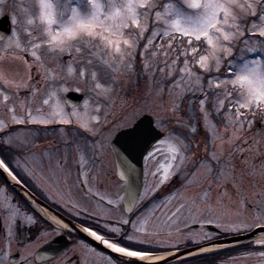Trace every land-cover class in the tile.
I'll return each instance as SVG.
<instances>
[{
	"label": "rangeland",
	"instance_id": "374dc122",
	"mask_svg": "<svg viewBox=\"0 0 264 264\" xmlns=\"http://www.w3.org/2000/svg\"><path fill=\"white\" fill-rule=\"evenodd\" d=\"M54 2L59 3L61 0H54ZM64 2L67 3L68 0H64ZM100 2L112 3L119 7L126 0H100ZM152 2L158 6L157 11L160 12L161 18L156 22L159 24V27L156 28L159 33L170 26V23L167 22V17L171 11V2L170 0H152ZM80 3L81 0H71L72 7ZM9 8L12 10L11 15L7 13L0 15V18L8 15L12 22L10 36L0 41V60L7 59L9 62H13V58L18 56L20 59L16 60V63L22 64L24 60H27L33 65V68L37 64H42L43 68L41 71H33L32 74L39 76L40 81L46 84L45 88H43L44 90H58L60 93H66L71 90L84 94L86 98L81 106L82 109H80L83 113L90 112V115L81 116L82 119L80 121L85 127L94 126L96 128L100 122L106 123L108 121L103 120V118L100 122L92 120L93 116L100 115L103 112L102 107L105 106L104 112L106 114L104 117L106 115L109 116V112L113 108L118 107V110L120 109L115 117L117 120L115 127L119 130L135 122L146 113L155 116L158 126L166 131V138L158 143L155 148L156 152L152 156L156 159L157 155H159L160 159H162L160 168H157L160 171L149 173L150 189H147L143 196L152 195L158 185H161L164 181L170 182L173 180L180 167L183 168L181 172L182 184L175 193L168 195L160 205L151 208L144 214H140L132 234L145 241L139 245L154 249L185 248L212 238L211 235L205 234L207 225H211L228 235L247 233L260 225H264V219H261V216L264 215V125L257 128L256 123L253 121L247 122L244 120L243 127L237 128V118L232 112L233 108L222 116H225L224 122L218 120L222 119L221 116L214 115L218 121H213L211 118L208 121H204L201 115V126L196 122L187 120L184 112L178 111L174 115L170 111L173 102L179 104L187 95L183 91V82H181L180 91L172 87L170 82L169 86L167 84L164 86L163 82L162 84H156L150 79L142 83V90L138 92H135V89L134 91L127 90L132 85V87L138 88L136 77L140 70L135 72L138 53L144 68H152L153 75L158 73V67L163 66L164 70H159V73L154 78L158 82L159 80L166 81L169 78L172 80L173 76L176 75L177 68L181 66V61L184 59V55H182L183 59L180 61L178 52L179 50H184L186 53L187 45H182L181 47L173 40H170L171 44L163 41V44H157V41L161 39L153 38V44L160 50L166 49L167 52L157 51L155 55L149 57L148 52L152 51V45H149L147 50L142 49L141 46L146 42L145 38L148 37L149 31L153 29L152 20H149L146 25L147 30L144 32V37H138L136 29L131 27L122 28L118 17L105 19L104 16H100L99 23L94 26V30L98 33L97 36L88 37L82 33L77 37L80 44L87 45L89 50L94 53L91 59L95 67L92 70L107 68V72L97 73V80L101 84V88L93 92V82L90 81L85 86L83 81L76 76L77 68L86 63V59L82 54L73 51L74 62L69 61L66 64L67 53L57 58V56L48 51L49 46L38 39V37L46 35L43 32L45 25L38 19V0H9ZM71 16L72 12L67 11V16L61 21L60 16L57 15V23L48 27L56 31L60 22L71 24L72 21L69 19ZM30 19L33 20L32 24L28 23ZM172 19H175L174 15ZM180 26L187 27L188 22L181 20ZM25 29L33 33L30 39L40 46L37 49H32L29 45L24 54L17 51L9 55V52L6 51L9 39H18L23 46L25 43ZM175 34L173 33L172 35ZM101 35L112 39L114 42L118 41L122 52L130 53V57L125 55L124 59L120 60L118 57L109 55L111 49L101 39ZM169 36H164L163 38ZM124 39H130L137 43H135L133 48L129 49L123 44ZM193 40L195 43H192V47L197 49V53H191V55L198 57V54H206L203 42L199 45V41ZM251 43L249 41V44ZM239 47V44L233 47L229 56H223L220 52H217V55L221 56L222 60L231 59L232 55H236ZM31 51L37 52L40 57L39 61L30 56ZM172 59H175V64H171L170 68L164 66L166 62L170 63ZM207 63L212 68L215 60L210 56ZM69 65H71V71H69ZM195 66L198 68L196 69ZM192 67L202 81L207 75L216 74L214 69L211 72H206L204 69H200L199 65H193ZM224 69L225 65L221 63L220 71ZM170 70L171 76L168 75ZM32 74L31 79H25L27 87H21L14 92L9 85L4 84V87L9 88L10 100L8 101V108L14 109V111H8L4 107L3 93L0 92V133L8 131L4 137H0V154L3 157H7L11 162L10 165L14 167L16 166V161L13 153H11L13 151H4L1 143L5 142V144L14 148L18 147V135L15 133L16 129L12 128L15 125L12 117L15 115V108L18 106L16 104L21 102V105H25L29 100L28 97L21 96V92L37 89V86L32 83ZM47 75H51L53 78L45 79ZM109 77H111L112 82L106 84L105 81ZM7 79H12V77L8 76ZM188 83H191V80ZM221 87L223 88L225 85ZM228 87L230 88V85ZM78 88L79 90H77ZM197 95L199 94L197 93ZM218 99H223L225 107H227L228 100H235L236 97L221 95ZM97 105H99V112L96 111ZM239 110L250 109L240 108ZM100 111L102 112L100 113ZM177 119H182L183 123H175L174 121ZM8 124L11 125L8 126ZM189 125L191 127H188ZM198 127L208 133L207 140H205L207 135H200L198 139L197 136H194V132L198 131ZM192 129H195V131H192ZM173 130L178 133L186 132L187 135L185 136L189 140L191 138L190 141L192 143H196L195 148L197 150L202 147L201 150H198L197 154L187 153V150L182 147L183 144H186L183 140L185 137H179L180 143L178 144L177 138L173 136ZM178 146L181 147V151H174ZM227 154L231 159L232 167L223 166V164L226 165L227 157L225 155L227 156ZM180 157H183L184 163H181ZM210 160L212 161L211 166L209 165ZM196 164L200 165L199 169L193 172L192 169ZM209 167H211V171H209ZM156 174H158V177L155 176ZM219 193H223V195ZM214 194L216 195L215 203L212 202ZM121 217L124 219L122 220ZM118 220L126 221L125 217L120 215ZM193 225H198V229L188 233L182 231ZM248 225H253V227L249 228L247 227ZM257 241L259 240H254V246L264 245L263 243H256ZM230 260L226 264H255L256 262L257 264L261 262L264 264V255L261 253H250Z\"/></svg>",
	"mask_w": 264,
	"mask_h": 264
},
{
	"label": "snow or ice",
	"instance_id": "6c2138e0",
	"mask_svg": "<svg viewBox=\"0 0 264 264\" xmlns=\"http://www.w3.org/2000/svg\"><path fill=\"white\" fill-rule=\"evenodd\" d=\"M170 2L171 11L167 17V22L170 23V26L158 33L156 28L159 27V24L156 22L161 17L160 12L157 11L158 6L152 0H126L119 7L112 3H101L100 0H81V3L75 7H72L71 0H68L67 3L64 0L59 3L54 2V0H38V19L45 25L43 32L46 33V35H42L38 39L49 46L48 51L57 56V58L67 53L66 64L69 61L74 62L73 51L82 54L86 59V63L77 68L76 76L83 81L85 86L90 81L93 82L92 91L96 92L97 89L101 88V84L97 80V73L107 72V68L92 70L95 67L91 59L94 53L89 50L87 45L80 44L77 37L82 33L88 37L97 36L98 33L94 30V26L99 23L100 16H104L105 19L118 17L120 26L122 28L131 27L136 29L138 37H144V32L147 30L146 25L149 20H152L153 29L149 31L148 37L145 38L146 42L141 46L142 49L147 50L149 45H152V51L148 52L149 57L155 55L157 51L167 52L166 49H158L152 42L153 38L162 39L164 36L176 33L178 36H173V39H176L178 44L185 43L183 39L179 38H187V51L185 53L184 50H180V54L184 55V59L181 61V66L177 68V76L170 80V85L180 91L181 82H183V91L187 94L185 100L189 104L195 102L204 121H208L214 115L222 117L225 112L234 107L236 108L234 114L237 118L236 127H243V121L246 120V117L239 111L240 108L256 110L264 108V0H170ZM65 9L72 12V16L69 18L72 23L65 24L60 22L57 30L53 31L48 26L57 23V15L63 21V18L67 16ZM106 9L107 11H105ZM11 11L9 0H0V15L5 13L11 15ZM173 15L175 19H172ZM181 20L187 21L188 26L181 27ZM28 23L32 24L33 20L30 19ZM32 36L33 33L25 29L24 45L22 46L18 39L11 38L6 51L9 52V55L17 51L24 54L29 45L32 49H37L40 45L30 39ZM4 38L0 37V41ZM101 39L111 49L109 55L118 57L120 60H123L125 55L130 57V53L122 52L118 41L114 42L112 39L102 35ZM193 39L196 41L202 40L206 54H198V58L191 55V53H197V49L192 47ZM249 41L252 43L249 44ZM135 43L137 42L130 39L123 40V44L129 49L133 48ZM169 44H171V41H169ZM237 44L240 47L236 55L231 56V59L222 60L221 56L217 55V52H220L223 56H229L233 47ZM30 56L35 58L36 61L40 60L36 51H31ZM210 56L215 60L212 68L207 63ZM19 59L20 57L17 56L13 58V62H9L7 59L0 60V81H2L0 83V92L3 93L4 107L8 111H14V109L8 108V101L10 100L9 88L4 87V84L9 85L13 92L21 87H27L25 79H31L33 71L39 72L43 68L42 64H37L33 68V65L27 60H24L22 64L16 63L15 61ZM175 62V59H172L170 63L166 62L164 66L170 68V65L175 64ZM221 63L225 65L223 72L220 71ZM193 65H199V68L204 69L206 72H211L214 69L216 74L209 75L206 80L202 81L197 72L193 70ZM71 70V65H69V71ZM159 70L163 71L164 67H160ZM168 75L171 76V70ZM8 76H11L12 79H7ZM52 78L51 75L45 76V79ZM190 80L191 83H188ZM111 82V77L105 81L106 84ZM222 85H225V87L222 88ZM229 85L230 88L228 87ZM221 95L236 97V99L228 100L227 107H225V101L218 99ZM43 103L47 105L48 100H44ZM179 109L180 104L173 102L170 111L175 115ZM22 111V119H18L16 115H13L12 119L15 123L23 124L30 121L33 124L47 125L49 120L54 118H58L59 122L64 124L72 122L70 118L59 112L50 113L40 110L37 115H33V112L27 110V108L22 109ZM96 111L99 112V105H97ZM72 115H75V113ZM92 120L99 121L100 116H93ZM174 122L183 123L182 119H177ZM188 127H191V125ZM86 130L90 135L84 136L81 134L82 138H72L70 142L65 141V148L68 156L74 153L78 157L84 156L88 161L94 163L96 157L103 150V142L99 140V136L102 133H98L94 126H89ZM104 130L108 131L110 129L106 128ZM192 131H195V129H192ZM122 135L129 146L142 148L141 157L143 158L145 154L149 157L155 154L156 149L153 148V142L159 140L163 133L153 121H148L147 123L141 121L135 126L126 129ZM173 136L177 138L178 144L180 143L179 137H185L186 139L185 133H178L175 130H173ZM9 146L11 147V145ZM182 147L184 150H188L191 145L183 144ZM149 149H152V151H149ZM174 151L180 152L181 147H176ZM125 152L129 156L131 155L127 148ZM180 161L184 163L183 157H180ZM10 163L7 157L0 155V169L12 174L13 169L10 167ZM77 163L79 164V159ZM211 163L212 161L210 160V166ZM123 165L128 167L130 174L135 172L131 160L122 161ZM199 166V164H196L192 171L198 170ZM209 171H211V167H209ZM86 183V180L81 181L82 185ZM129 187L126 185L118 189L114 194L115 200L119 201L121 193L128 192ZM219 194L223 195V193ZM97 195L98 193H93V198H96ZM99 199L103 202L105 196H100ZM113 202L112 199L107 200L109 206ZM212 202H216L215 194L212 197ZM146 207L147 205L132 214V219L122 222L123 225L128 226L127 230H122V233H112L113 236H120L122 240L128 241L127 244H122L120 240L110 241L105 236L98 234L92 227H87L84 231L97 240L102 241L103 244L110 245L115 252L124 256L158 259L149 251L136 247V245L143 244L144 240L134 235H129L135 217L144 212ZM29 219L35 222L34 217H29ZM261 219H264V215L261 216ZM64 227H67V225ZM247 227L251 228L253 225H248ZM260 228L261 234H264V225H260ZM59 230L61 229H53V231ZM256 243H264V241H257ZM25 248L27 249V245H25ZM261 254L264 255V253ZM21 258L26 259V256L22 254ZM125 264H140V260H126ZM164 264H167L166 260Z\"/></svg>",
	"mask_w": 264,
	"mask_h": 264
},
{
	"label": "flooded vegetation",
	"instance_id": "af4514ba",
	"mask_svg": "<svg viewBox=\"0 0 264 264\" xmlns=\"http://www.w3.org/2000/svg\"><path fill=\"white\" fill-rule=\"evenodd\" d=\"M32 83L37 86L35 91L21 92V96L28 97V102L25 105H21V102L16 104L18 106L15 108V115L17 114L18 119L23 118L22 109L27 108L33 112V115H37L40 110L50 113L59 112L70 118L72 122L64 124L60 123L58 118H54L50 119L47 125L33 124L30 121L23 124L13 123L15 125L12 128L16 129L15 133L18 135V147L14 148L16 166H10L13 169L12 177H15L19 189L27 190L35 199L29 202L0 176V264H125L105 250L96 247L91 240L97 239L84 229L92 227L110 241L120 240L122 244L128 243L120 236L112 235L128 229L127 225L122 224L123 217L122 220H118L119 215L124 216L126 220L133 218V215H126L124 210L126 192L121 193L119 201L115 200L116 191L127 185V181L120 177L119 172L128 170V167L118 162L119 157L112 148V142L120 131L132 127L140 117L119 130L115 127L117 121L115 117L120 109L114 106L109 116L104 117L106 112L103 106L99 122L102 118L108 121L100 122L95 128L98 133H102L99 136V140L103 142L102 153L96 157L94 163L74 153L68 156L65 141L82 138L81 134L90 135L86 130L87 127L80 121L81 116L90 115V112L83 113L81 110L86 96L83 94L84 99L79 105L70 107L67 105L66 96L71 90L66 93L44 90L46 84L34 74H32ZM44 100H48L47 105L43 103ZM73 113L75 115H72ZM157 127L167 135L163 128ZM106 128L110 130L105 131ZM200 135L205 136L208 133L200 128L199 131L194 132V136ZM183 140L191 145L187 153L197 154L202 148L197 150L196 143H192L191 138L189 140L186 137ZM159 142L153 146L154 149ZM225 157L227 161L223 166L232 167L228 154ZM161 161L159 155L156 159L146 154L143 156L141 195L133 214L147 205L140 214L146 213L164 202L166 191L175 193L180 188L183 169L181 167L173 180L164 181L156 187L152 195L143 196L147 189H150L149 173L159 172L160 169L157 168H160ZM155 176L158 177V174ZM82 180H86L87 183L82 185ZM93 193H98L96 198H93ZM100 196H105L103 202L99 199ZM109 199L114 201L111 206L107 203ZM48 208L55 210L60 217L53 216ZM139 216L135 217L129 235L133 234ZM29 217H34L35 222ZM65 225L67 227H64ZM54 228L61 230L53 231ZM221 238L212 235L210 240L202 244ZM97 241L102 244V241ZM263 251L260 253H264ZM22 254L26 259L21 258ZM202 258L204 257L195 258L198 261L195 264H212L213 259L210 260L206 256L204 261Z\"/></svg>",
	"mask_w": 264,
	"mask_h": 264
},
{
	"label": "water",
	"instance_id": "95a60500",
	"mask_svg": "<svg viewBox=\"0 0 264 264\" xmlns=\"http://www.w3.org/2000/svg\"><path fill=\"white\" fill-rule=\"evenodd\" d=\"M10 32H11V21H10L8 16H4L0 19V37L6 38L10 34ZM82 98H83L82 95H78L76 93H69L67 95V103L70 106H75L81 102ZM141 121L144 123H147L148 121L154 122V119L150 115H144L134 124V126ZM124 131L125 130H123L117 134V136L115 137V139L112 143V148L117 153V155L119 157L118 158L119 163H122V161L131 160L132 165L135 168V172L132 174L127 173V171H129V170H123V171L120 170L121 172H119L120 177L123 180L127 181V185L130 186L129 191L126 192V195H125L124 205H125L126 213L131 214L133 209L135 208L138 200H139L141 187H142V157H141L142 148L129 146L126 143L125 138L122 135ZM163 137H164V134L160 137V139ZM157 141L153 142V144H155ZM126 148L128 149V152L131 153L130 156L128 154H126V152H125ZM0 175L15 190H17L19 193H21L23 196H25V198L27 200L32 202L31 200L35 199V197L30 192H28L27 190L19 189V187L8 178V175L5 173V171H3V169H0ZM48 210L53 216L60 217V215L55 210H53L51 208H48ZM196 228H197V226L190 227L188 229H185V231H192ZM207 230H208L207 232H209V233L213 232L216 235H223L222 232H220L219 230H217L213 227H210V226L207 227ZM258 235H261V228L260 227H257L253 231H251L247 234H244V235L224 238L222 240L216 241L214 244H218L220 246L232 247V246L239 245L241 243H245L249 240H252L253 238H255ZM91 242L93 244H95L98 248L105 250L106 252L110 253L112 256H114V257H116V258H118L124 262L126 260H139V259L134 258V257L124 256L123 254L117 253V252H115V251H113V250H111V249H109L103 245H100L99 243L94 242L92 240H91ZM203 247L204 246H199V247H195V248L176 251L174 253H171L169 255V257L165 260L167 261V264L177 262V261L181 260L182 258H184L185 256L190 255L191 253L196 252ZM165 260H163L161 262H157V263H150V262L140 260V264H164Z\"/></svg>",
	"mask_w": 264,
	"mask_h": 264
},
{
	"label": "trees",
	"instance_id": "16d2710c",
	"mask_svg": "<svg viewBox=\"0 0 264 264\" xmlns=\"http://www.w3.org/2000/svg\"><path fill=\"white\" fill-rule=\"evenodd\" d=\"M173 36H178V34H175V35H170L169 37H165V38H162L159 42L157 41V44H163L166 43V42H169L170 40H173L174 42H176V44L178 45V41L176 39H173ZM179 39H183L185 41V43H180L179 45L182 47V45H187L186 42H187V38H179ZM163 41V42H162ZM202 41H199V45ZM192 43H195V41L193 40ZM204 44V43H203ZM178 55L180 57V61L182 58V54H180V50L178 52ZM198 58V57H197ZM195 68L197 69L198 67L195 66ZM158 69H160V67H158ZM138 70H140V72L138 73L137 77H136V80L138 81L137 85H138V88H135V87H132V86H129L127 90H132L134 91L135 89V92H138L139 90H142V87L143 86V82H146L148 81L149 79L151 81H153L154 83H160L164 84V86H166V84L169 86V82L171 80V78L167 79L166 81H161L154 78L156 74L159 73V70H158V73H154L153 75V69L150 68V69H145L143 64H142V60L140 58V55L139 53L137 54V67H135V72H137ZM224 70H222L221 72H223ZM178 73H176L177 75ZM176 75L173 76V78L176 77ZM211 75H214V74H211ZM209 75H207L204 80L207 79ZM172 78V79H173ZM203 80V81H204ZM142 84V85H141ZM180 104V110L179 112H184L185 113V116L187 118V120H191L193 122H201V113L196 109L195 107V104L194 102H192L191 104H189L186 100H185V97L184 99L182 100V102L179 103ZM185 108V110H184ZM187 109V110H186ZM241 113H243V116L246 117V121H253V122H258V123H264V108L262 109H259V110H256V109H250V110H239ZM236 112V108H234L233 110V113ZM225 117V116H224ZM224 117H222V119H218L220 122H224L225 119ZM197 120V121H196ZM211 120L213 121H218L215 119L214 116L211 117ZM5 134H0V137H4ZM2 144V148L4 151L6 152H11L12 150H14V148L11 146H8L6 145L5 143H1ZM1 153V151H0ZM136 247L138 248H141L143 250H146V251H149V252H163V250H160V249H153V248H146V247H141V246H138L136 245ZM260 248L258 246H254L252 243H248V244H244V245H241L235 249H232V250H229L228 252H225V253H222V254H218V255H213L211 257H208L210 260L213 259V264H219V261H220V258L223 256V257H229L231 256L232 253H253V252H256L258 251ZM165 251V250H164ZM204 261H206V257L202 258ZM196 263H198V261H195ZM193 261V263H195Z\"/></svg>",
	"mask_w": 264,
	"mask_h": 264
},
{
	"label": "bare ground",
	"instance_id": "6f19581e",
	"mask_svg": "<svg viewBox=\"0 0 264 264\" xmlns=\"http://www.w3.org/2000/svg\"><path fill=\"white\" fill-rule=\"evenodd\" d=\"M256 240L264 241V234L257 236ZM107 246L110 247V245H107ZM223 249H225V246H222V247L221 246L220 247H218V246H208V247L203 248V249L199 250L198 252H195L194 254H190V255H195L197 253H207V252L218 251V250H223ZM156 257H158V259H155V260L149 259L147 257H145V258H137V259H140V260L146 261V262L156 263V262H161V261L167 259L169 257V255H162V256H156Z\"/></svg>",
	"mask_w": 264,
	"mask_h": 264
}]
</instances>
